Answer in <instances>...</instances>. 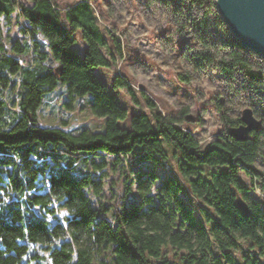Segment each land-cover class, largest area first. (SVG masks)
Wrapping results in <instances>:
<instances>
[{
  "label": "trees",
  "instance_id": "obj_1",
  "mask_svg": "<svg viewBox=\"0 0 264 264\" xmlns=\"http://www.w3.org/2000/svg\"><path fill=\"white\" fill-rule=\"evenodd\" d=\"M143 1L167 14L174 39L185 38L181 55L195 68L211 65L227 82L242 76L258 94L250 104L264 122L261 57L234 37L216 0ZM14 16L25 39L3 35L2 20L10 24ZM122 50L90 0L65 7L56 0H0V264H264V173L254 167L264 157V128L248 140L234 138L229 129L241 117L219 98L225 129L202 143L181 125L193 121L188 108L167 117L144 92L150 112H134L130 126H121L128 110L93 69L110 68ZM177 78L192 80L185 71ZM59 82L66 85V109L93 94L91 111L105 118L103 130L41 124L45 96ZM131 83L113 78L114 89L139 104ZM109 160L113 170L122 168L114 201L104 199ZM161 160L168 162L165 177L140 166ZM61 209L66 226L47 218Z\"/></svg>",
  "mask_w": 264,
  "mask_h": 264
},
{
  "label": "rangeland",
  "instance_id": "obj_2",
  "mask_svg": "<svg viewBox=\"0 0 264 264\" xmlns=\"http://www.w3.org/2000/svg\"><path fill=\"white\" fill-rule=\"evenodd\" d=\"M80 0H56L61 7L72 5ZM98 16L99 24L111 30L120 37L122 42V55L116 57V62L110 68L95 67L97 77L105 82L109 90L116 94L119 102L128 110L126 120L120 121L123 127L130 126V118L134 112H150L141 95L144 92L157 105L165 116H178L182 109H189L193 118L191 123L181 125L193 132L202 143H207L216 138L217 134L225 129L217 110L216 100L222 98L232 110L231 116L241 117L246 108H252L250 101L257 97L248 84H244L242 76H237L227 82L224 76L211 65L204 68H195L187 57L181 55L184 48V39H174L175 29L166 24L167 14L156 8H148L143 0H90ZM19 18L13 17L10 24L2 20L1 28L4 36L25 39ZM77 46L83 53L85 45L78 37ZM257 55V54H256ZM258 56V55H257ZM258 59V57H257ZM264 65V58L261 57ZM188 72L191 76L190 84L178 81L179 72ZM124 75L132 82V87L137 93L139 104L134 103L129 93L120 89L117 92L113 87V78ZM68 100L66 85L59 82L58 86L45 96V104L39 112L41 124L47 126H62L67 122L69 129L90 128L103 130L105 118L95 116L91 111L93 94L88 93L74 100V108L66 109L64 103ZM264 109L263 106H261ZM257 116V115H256ZM262 122H264L257 116ZM169 158H171L169 152ZM168 162L142 161L141 167L157 172L161 177L168 175ZM254 167L259 173H264V157H257ZM224 167L222 168V170ZM108 176L104 181V199L116 200L120 193L122 182V168L113 170L108 165ZM244 181L250 185V178L241 173ZM264 181V175H260ZM183 197L191 205L197 207V213L204 215L199 209L198 200L190 195L188 190L183 191ZM39 213L38 209H35ZM64 210H59L56 216L47 218L53 223L64 221ZM210 226V222H207Z\"/></svg>",
  "mask_w": 264,
  "mask_h": 264
},
{
  "label": "water",
  "instance_id": "obj_3",
  "mask_svg": "<svg viewBox=\"0 0 264 264\" xmlns=\"http://www.w3.org/2000/svg\"><path fill=\"white\" fill-rule=\"evenodd\" d=\"M217 9L234 37L246 49L264 58V0H216ZM242 123L229 129L238 140H248L253 131L262 129V122L252 108L241 115ZM238 207L249 213L248 204L237 194Z\"/></svg>",
  "mask_w": 264,
  "mask_h": 264
},
{
  "label": "built area",
  "instance_id": "obj_4",
  "mask_svg": "<svg viewBox=\"0 0 264 264\" xmlns=\"http://www.w3.org/2000/svg\"><path fill=\"white\" fill-rule=\"evenodd\" d=\"M257 193H259V190H257Z\"/></svg>",
  "mask_w": 264,
  "mask_h": 264
}]
</instances>
